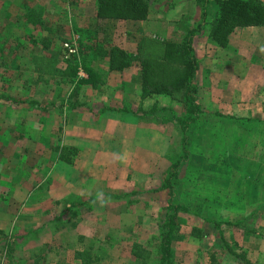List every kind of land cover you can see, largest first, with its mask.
I'll list each match as a JSON object with an SVG mask.
<instances>
[{"label": "rangeland", "instance_id": "rangeland-1", "mask_svg": "<svg viewBox=\"0 0 264 264\" xmlns=\"http://www.w3.org/2000/svg\"><path fill=\"white\" fill-rule=\"evenodd\" d=\"M176 1L178 4L184 2ZM149 2L150 10L154 11L155 0H148V6ZM196 8L199 13L195 20L198 22L199 18L197 24L202 31L196 34L197 44L193 52L195 54L196 49L197 57L202 55L203 68L198 81L204 84L202 75L207 76L206 60L213 57L214 64L222 66L220 61L225 57L219 55L220 45L205 38L209 37L212 18L205 16L201 21L198 6ZM31 11L34 15L28 20ZM95 13V0H0V92L23 100L17 108L0 104V263L32 264L37 256L42 259H37L36 264H53L55 261L57 264H81L74 258V253L87 250L97 258L94 264H109L108 252L113 248H109L113 245L111 241L76 244L70 240V235L59 236L61 231L69 229L70 218L90 213L91 205L95 203L100 204L96 208L99 212L96 218L104 217L106 225L113 213L120 215V211L128 210V215L121 216V220L127 221L121 223L118 236L129 251L133 250V245L142 247L144 244L134 243L132 239L136 241V237H132L133 234L138 232L150 237L145 244L148 254L142 264L157 262V255L151 254L155 245L151 241V227L157 232L169 204L181 208L175 214L178 229L170 240V264H248L247 250L235 240L250 233L257 234V220L261 252L255 263L264 264V115L259 116L254 111V107L261 106L264 100L244 101L245 115L239 116L219 112L209 114L201 110L196 121L186 130L187 157L171 173L169 166L180 152L181 135L176 118L183 117L186 108L177 94H154L150 96L149 105L140 108L141 114L137 115L139 66L136 68L137 65L131 63H137L139 39L140 54L157 57L161 40H179L188 30L187 26L193 28L197 25L194 17L183 18L182 32L173 24L176 20L170 18L167 30L174 32L167 39L155 31L158 30L156 27L148 37L137 35L141 31L139 24L145 18L134 24L120 19L98 20L97 24ZM79 40L100 44L102 48L111 45L122 49L127 54V66L120 71L109 70L102 57L89 56V66L102 75L101 84L95 88L74 85L60 71L63 60L74 55ZM64 43L75 48L74 51L68 53ZM244 54L245 77L251 74L254 77L260 58H249L247 51ZM258 54L257 51L254 55ZM33 55L49 60L52 67L49 73L37 74L32 69ZM82 75L83 72L78 70L77 76ZM75 86L77 88H73ZM257 89V83L245 81L244 97L253 95ZM263 91L254 96L263 97ZM101 94H111L113 103L107 104L109 100L100 99ZM125 95L131 96V116L123 111L127 100ZM216 97L219 104V96ZM73 101L83 102L93 110L88 113L81 107L71 108ZM233 102L229 100L228 106ZM100 107L110 111V117L103 121L112 135L125 138L129 133L127 123L141 119L155 124L165 136L160 139L159 134L157 137L159 130L154 132V129L147 128H144L147 135L137 133L139 138L150 142L141 148L149 154L141 155L140 151L133 156V161L126 155L130 148L119 151V163H116L115 155H106V150L89 146L76 162L77 169L73 168L75 162L72 167L59 165L56 160L59 144L70 140V131L64 129L66 124L87 116L91 119L84 124L97 122ZM111 125L117 126V130ZM87 136L95 137L91 132ZM87 136L83 131V142H87ZM91 156L96 159L95 163L89 162ZM80 167L92 179L85 178V189L92 194L99 193L96 196L84 197L80 203L71 196L57 200L59 189L50 191L44 188H49L50 179H58L64 173L80 174ZM103 190L110 193H101ZM64 201L65 204L77 202L79 207L61 217L58 206ZM251 206L255 210L246 211ZM102 207L106 208L105 215ZM205 209L223 219L217 220L220 222L216 228L218 231L201 215L200 211ZM234 213L242 215L234 217ZM193 217L196 226L207 225L203 232L199 227L195 232L191 231L194 237L191 238L189 229L195 222ZM108 234L111 238V233ZM79 247L82 249L76 250ZM126 261L123 258L122 264ZM128 264H132L131 260Z\"/></svg>", "mask_w": 264, "mask_h": 264}, {"label": "crops", "instance_id": "crops-1", "mask_svg": "<svg viewBox=\"0 0 264 264\" xmlns=\"http://www.w3.org/2000/svg\"><path fill=\"white\" fill-rule=\"evenodd\" d=\"M184 2H181V4H178L176 0H155L154 3V11L150 10V2L149 6L147 8V12L145 19L140 22L139 26L141 28V31L137 33V35H142L144 37H148L153 34V28L156 27L159 31L158 34L161 37H165L168 39V35H172L174 30L170 32L167 30V25H169V20H176L174 22V25H178V29L181 30L182 32V27L183 26V18L186 16H193L194 17V23L197 24L199 23V18L198 22L195 20V16L197 14L198 16V11H197V6L195 5V0H183ZM152 7V6H151ZM216 7L213 4L212 0H208L207 2V13L206 17L208 16L209 19H211L214 16ZM209 11V13H208ZM168 23V24H167ZM198 25V24H197ZM176 27V28H177ZM195 27V25H194ZM188 29H191L190 26H187ZM166 30V31H165ZM202 31V27L200 26L199 31L195 32L193 38H192V43L191 46L194 50V47L196 46L195 43V37L198 32ZM166 32V34H165ZM207 34V33H206ZM209 40V37H205ZM164 41V40H161ZM167 41V40H166ZM174 41V40H173ZM197 44V43H196ZM228 49L229 51H225ZM219 55L224 56L225 60L220 61L222 63V66H216L215 60L213 59H208L206 60V65H207V76L205 74L202 75L204 77V84H200L201 82L198 81V77L202 73V68H203V62L202 58L197 57V51L195 49V58L197 60V70L195 71V74L193 76V83L196 88V101L202 111H207L210 112H219L220 114H225L229 113L234 116H239V115H245L244 114V101H255V100H264V96L261 97L260 95L258 97L254 96L255 94L258 93V91H263L264 90V26H239L238 28H234L231 32V34L226 37L225 44L222 45L219 49ZM244 51H247L249 53L248 57L253 58V57H259L260 60L259 62V69L255 70L254 77L253 75H249L245 77V74L247 71H244L245 65L244 64ZM258 55H254L257 53ZM134 64L135 66L137 65L136 68H138L137 63H131ZM129 64V65H131ZM216 66V67H215ZM219 67V68H217ZM245 81L249 83H257L258 89L257 91L254 90V94L249 96V97H244L243 95V87L245 84ZM138 82H139V92L137 93L138 95V101H137V107L138 110H136V114L139 115L140 113V108H145L149 105V100L150 96H153L154 94L146 95L144 97H141V91H140V77L138 74ZM201 85L203 88H201ZM218 92V94H216ZM264 93V91H263ZM110 95V96H109ZM216 95L219 96L220 103L217 104V98ZM100 99L105 98V101L109 100V103H113V99H111V94H106V95H100ZM224 96H226L224 98ZM131 97V96H130ZM128 96H124V99H127L124 103L125 109L123 111L125 112V115L128 116L130 114L131 116V98ZM117 99V98H116ZM123 99V98H121ZM231 100L233 103L232 105L228 106V101ZM241 101V102H238ZM262 101V100H260ZM80 105L76 107L71 108H84L86 112H91L93 108L90 106H85L83 102H79ZM106 104V105H107ZM130 104V106H129ZM135 104V103H133ZM226 106V107H225ZM114 107V106H113ZM112 107V108H113ZM111 108V109H112ZM207 108V109H206ZM214 108L218 109V111H208V109L213 110ZM255 112L257 115L262 116L264 115V103L261 106L254 107ZM98 110V109H97ZM127 110V112H126ZM99 116L98 121L96 122L93 121L91 124L86 125L84 123H87L89 119L88 116L83 119H77L74 122L67 123L65 126V130L70 131L68 132L69 136V141H65L64 144H59V149L58 153L56 154V160L58 161V164L61 165L62 167L66 168V166H71L74 162L76 163L81 156H83L87 151L85 148L91 146L94 149H102L103 151L106 150V155L109 156H116L117 159H115L116 163L118 162L119 155L121 150H125L127 148H130V150L126 151L127 152V157L129 158L130 161H133V156L135 154H138L141 151V155H147L149 154L146 150H141L144 146H147L150 144L147 139H141L138 137L137 133H145L146 128L149 130H155L154 132H159L157 133V137L159 134L160 139H163L165 136V133L162 132L159 128L155 126L153 123H146L142 122L141 119H135L131 120V122L127 123V129L129 131L128 134H126L125 138H122L118 135H112L110 132V129L106 127L104 123V119L110 117V111H108V108L100 107L99 108ZM134 111V110H133ZM124 115V116H125ZM84 119L86 122H84ZM142 122V123H141ZM154 125V127H153ZM114 125H111L112 127ZM123 127V126H122ZM145 128V129H144ZM63 129V130H64ZM114 129L117 130V126H114ZM85 131V136L88 135V132H91L92 134L95 135V137H86L87 142H83L84 139H82L81 134L82 132ZM72 134V135H71ZM146 134V133H145ZM147 135V134H146ZM98 136V137H97ZM167 136V135H166ZM146 143V145H145ZM126 145V146H125ZM123 146V147H122ZM134 148H137L136 151H134ZM68 150V149H75V155L73 156V159L70 163H65L61 161L58 158V154L61 150ZM93 150L90 151L92 153ZM125 152V153H126ZM139 161L145 163V161L139 159ZM148 161V160H147ZM73 162V163H72ZM89 162H96V159H94L93 156L89 158ZM149 163V161H148ZM78 164H73V168L77 169ZM81 173L73 176L72 174L64 173L63 176H59L58 179H50L49 180V188L44 186V188L50 190V191H55V189H59L57 192L59 194V199H63L65 197L71 196L70 198L75 199V201H81L84 200V197H94L99 193L92 194V191L86 190L84 187V181L85 178L88 180H92L89 178L88 175L86 174L84 170H80ZM87 175V176H86ZM93 176V175H92ZM49 177V175H48ZM87 192V193H85ZM16 193V192H15ZM51 193V192H50ZM101 193H110L108 190H103ZM87 199V198H86ZM66 200V199H65ZM70 201V200H66ZM73 201V202H75ZM59 203V214L61 217L65 216L69 211H72L76 208L79 207V203ZM77 206V207H76ZM100 204L97 206L95 203H92L90 213H87L86 215H77L75 218H70L69 222V229H65V231H61L59 233V236H64V235H70V240H72L76 244H82L83 242L90 241V242H98L100 240L104 241L107 240L108 242H112L113 245L109 246V248L113 247L112 249H109L108 252V257H109V264H122L123 258H126V262H123V264H128L129 260H131L132 264H141L140 257L137 255L135 257L132 252L133 250L129 251V247L123 245L122 243H125L122 241V238H119L118 234L121 232V223L127 221V220H121V216H126L128 215L127 211H120V215L117 213H113L112 218L108 221V225L105 224V221L103 222V218L97 217V213H99L96 208L99 207ZM109 206L107 205V208ZM115 210V209H114ZM206 210V209H205ZM255 210V207H248L246 211H251ZM101 211H103V215H105L106 208L102 207ZM195 211V209H194ZM209 211H200L201 215L205 216L206 218H212L215 220H223L221 217H218L217 215L214 216L210 213ZM123 213V214H122ZM107 214H109L107 212ZM122 214V215H121ZM68 215V214H67ZM116 215V216H114ZM242 214H237L234 213V217H241ZM132 216V215H130ZM194 218V217H193ZM196 218H194V223L191 224L192 228L199 227L196 226ZM230 219V218H229ZM119 220V221H118ZM205 223V222H204ZM256 224V231L259 233L258 230V220L255 222ZM206 225L203 224L199 228H201L200 232H203L206 230ZM127 228V225H125ZM254 227V226H253ZM107 228V231L105 232V229ZM134 229V228H132ZM189 229V234L192 236L191 238H194L191 230ZM194 229V232H195ZM108 233H111V238L107 236ZM155 233V234H154ZM254 233H250V235L245 236L244 238H236L237 244L243 248V250H247L246 252V259L249 260L248 264H256L255 261L259 259V253L261 252L258 247V242L260 236ZM151 234L152 238L151 241L153 243L155 242V245L152 247V253L151 254H156V245L158 242V234L157 232H154L151 227ZM109 235V234H108ZM136 237L135 239H132L134 243L141 244L143 242L144 244H141L140 247L137 245V249L135 250V253H138L141 257L143 256V261L144 257L148 254L147 249L148 246L145 245L150 237L147 234H138L135 233L133 234L132 237ZM154 235V236H153ZM127 237V236H126ZM141 237H144L143 240H141ZM109 238V240H108ZM190 238V237H189ZM111 239V240H110ZM82 248H76V250H81ZM37 259H42L38 258L35 256L33 258L32 264H36ZM228 259V256H227ZM53 264H57L56 261Z\"/></svg>", "mask_w": 264, "mask_h": 264}, {"label": "trees", "instance_id": "trees-1", "mask_svg": "<svg viewBox=\"0 0 264 264\" xmlns=\"http://www.w3.org/2000/svg\"><path fill=\"white\" fill-rule=\"evenodd\" d=\"M212 1L216 10L210 21L209 38L217 45L222 46L225 44L227 34L234 27L264 26V3L261 0ZM195 3L199 8L202 21L207 11V0H195ZM147 8L148 0H95L96 22L105 19H120L130 20L134 24L145 18ZM32 11L29 13V17H27L28 20L34 15ZM199 29L200 25L198 24L186 30L179 40L161 41L159 43L161 47L160 54L157 57L140 54L142 50L139 45L140 39L136 46L137 54L135 60L139 66L138 74L140 77L141 97L150 94H165L169 96L177 94L181 103L186 108L185 115L176 118L181 135L180 152L178 157L169 166V169L172 171L171 173H174L176 168L187 157L186 146L188 145V139L186 137V130L189 124L196 121L201 112L196 101V88L193 83V76L197 70V60L191 46L192 38ZM95 55L102 57L106 61L109 70L120 71L128 63L126 52L116 46L110 45L107 48H102L100 44L94 42L86 43L79 40V42L77 41L74 55L63 60L64 66L60 74L68 80H72L74 85H88L90 88H95L102 82V75L89 66V56ZM33 60L32 69L37 74H47L50 72L52 67L47 58L33 55ZM78 70L83 72L82 76H77ZM77 86L73 88H77ZM22 103L23 100L0 92V104L17 108ZM78 105H80L78 101L70 103L72 107ZM74 155L75 149H63L59 152L58 158L65 163H70ZM167 209L164 219L157 230L156 264H170V240L172 234L178 229L175 214L181 208L169 204ZM205 220L212 223L215 229L220 225V222L215 219L206 218ZM194 229L192 228L191 231H194ZM216 230L218 231V229ZM0 235H2L1 230ZM5 244L8 246V241ZM132 249V254L135 257L138 255L142 264L143 256L141 257L138 253H135L137 246L133 245ZM74 258L81 261V264H94L97 261V258L88 253L87 250L76 251Z\"/></svg>", "mask_w": 264, "mask_h": 264}, {"label": "built area", "instance_id": "built-area-1", "mask_svg": "<svg viewBox=\"0 0 264 264\" xmlns=\"http://www.w3.org/2000/svg\"><path fill=\"white\" fill-rule=\"evenodd\" d=\"M65 49L67 50L68 53H72L74 51L73 48H71V46H68L66 43L63 44Z\"/></svg>", "mask_w": 264, "mask_h": 264}]
</instances>
